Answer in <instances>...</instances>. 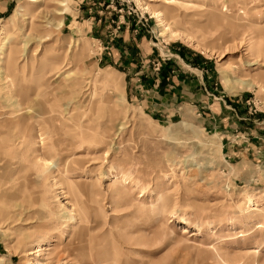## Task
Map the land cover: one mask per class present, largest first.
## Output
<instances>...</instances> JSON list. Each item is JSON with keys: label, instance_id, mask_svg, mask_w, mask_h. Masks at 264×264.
I'll return each instance as SVG.
<instances>
[{"label": "rangeland", "instance_id": "374dc122", "mask_svg": "<svg viewBox=\"0 0 264 264\" xmlns=\"http://www.w3.org/2000/svg\"><path fill=\"white\" fill-rule=\"evenodd\" d=\"M0 72V264H264V0H0Z\"/></svg>", "mask_w": 264, "mask_h": 264}, {"label": "crops", "instance_id": "0c3cea01", "mask_svg": "<svg viewBox=\"0 0 264 264\" xmlns=\"http://www.w3.org/2000/svg\"><path fill=\"white\" fill-rule=\"evenodd\" d=\"M180 81H182V79L180 80ZM144 83V82H143ZM182 82H178L177 84H176V86L177 87H181V84ZM143 87H147V86H145V85H142ZM183 86V85H182ZM150 91H151V89H150ZM145 92H147V90L145 91ZM148 95V94H147ZM173 94H171V97H170V99L169 100H171V99H173ZM160 98V97H159ZM166 100V98H160V100L158 101V103H155V102H150V101H147V100H144V106H146V107H150L151 109H153V110H158L159 108H160V106H161V104L164 102Z\"/></svg>", "mask_w": 264, "mask_h": 264}, {"label": "bare ground", "instance_id": "6f19581e", "mask_svg": "<svg viewBox=\"0 0 264 264\" xmlns=\"http://www.w3.org/2000/svg\"><path fill=\"white\" fill-rule=\"evenodd\" d=\"M31 2H33V1H35V0H30ZM13 19H14V17L10 20V21H13ZM1 73V72H0ZM23 118H21L20 120H19V118H17V121H21ZM29 119H31V118H29ZM25 120L23 119V121L22 122H24ZM16 139H18V138H16ZM50 166V165H49ZM2 195V194H1ZM5 200V199H4ZM3 200V201H4ZM9 200V199H8ZM13 200H15L16 201V198L15 199H13ZM21 200V199H20ZM20 200H18L19 201V205L17 204L16 205V208H18L19 210H21V208H25L26 209V205L24 204V202L21 200V202H20ZM17 201V202H18ZM21 215V214H20Z\"/></svg>", "mask_w": 264, "mask_h": 264}]
</instances>
